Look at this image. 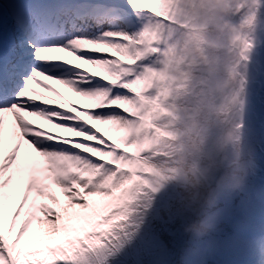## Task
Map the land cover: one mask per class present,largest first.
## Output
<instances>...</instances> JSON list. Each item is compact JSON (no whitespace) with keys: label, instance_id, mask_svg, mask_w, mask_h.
Returning <instances> with one entry per match:
<instances>
[{"label":"snow or ice","instance_id":"snow-or-ice-1","mask_svg":"<svg viewBox=\"0 0 264 264\" xmlns=\"http://www.w3.org/2000/svg\"><path fill=\"white\" fill-rule=\"evenodd\" d=\"M56 2L54 18L9 9L13 30L35 40L0 66V264H91L123 228L101 230L113 193L134 179L122 171L127 157L117 145L127 147L121 133L133 119L125 108L137 73L121 61L134 59L129 42L149 32L113 28V0ZM170 3L124 0L137 17L148 9L162 19ZM121 217L128 219L127 205Z\"/></svg>","mask_w":264,"mask_h":264},{"label":"rangeland","instance_id":"rangeland-1","mask_svg":"<svg viewBox=\"0 0 264 264\" xmlns=\"http://www.w3.org/2000/svg\"><path fill=\"white\" fill-rule=\"evenodd\" d=\"M250 1V7H245L231 19L216 14L212 16L211 10L218 7L221 0H207L210 9L203 6L200 19H206L225 31L231 26L235 27V33L239 31V35L243 36L246 13L253 8L264 9L262 0ZM113 3L118 4L120 10L115 13L116 22L110 18L113 21L111 24L122 23L121 30L129 34L144 31L149 34L142 39L137 36L135 43L129 42L134 59L121 61L128 64L129 68H135L137 73L132 81L134 88L129 89L133 92V99L125 108L133 119L128 122L127 130L121 133L127 147L124 144L117 145L123 148L127 157L122 171L134 179L113 193L109 215L115 209L125 205L128 207L136 189L144 188L163 195L168 186L174 185L180 173L178 162L156 152L154 145L159 137L182 140L185 131L180 126L192 114V106L178 100L174 88L185 80L181 67L190 60L191 50L184 22L188 17L187 6L195 8V3L190 0H171L168 19H162L148 9L137 17L124 6V0H113ZM228 3L230 0H227ZM241 43L244 57L235 67L239 78L236 91L240 88V93L245 92L239 123L245 121L243 150L248 155L245 163L236 165L234 159L237 152L232 147L229 150L226 168L235 167L218 185L210 202L211 212L203 218L204 224L220 227L223 223L228 231L223 235L192 242L200 252L197 258L193 257V262L198 264H203L207 258L219 264H264V256L249 258L245 249L249 244L260 250L261 244H264V218L250 217L255 213L253 208L261 204L264 188V19L243 36ZM165 116L173 117L177 124L169 122ZM240 171L244 173L243 181L236 188L234 185ZM126 190H131L130 195L125 194ZM205 206L203 204L202 208Z\"/></svg>","mask_w":264,"mask_h":264},{"label":"trees","instance_id":"trees-1","mask_svg":"<svg viewBox=\"0 0 264 264\" xmlns=\"http://www.w3.org/2000/svg\"><path fill=\"white\" fill-rule=\"evenodd\" d=\"M190 1L195 3L196 10L192 5L187 6L188 17L184 23L190 37L191 57L181 67L185 80L175 86L174 92L178 100L192 106V114L181 124L185 131L182 140L159 137L154 145L156 152L178 162L180 173L163 195L136 189L129 200L126 221L121 217L125 207L111 211V218L101 230L108 231L120 220L123 228L106 239V247L90 258L91 264H198L193 262V257L197 258L200 252L192 242L228 231L223 223L220 227L204 224L203 218L211 212L210 202L218 185L235 167L226 168L230 148L237 152L236 165L247 160L242 136L245 121L239 123L245 92L239 96L233 119L228 123L226 120L238 85L235 67L244 57L241 39L259 26L264 19V9L253 8L246 13L242 36L239 31L235 33V27L225 31L200 19L201 8L210 9L207 0ZM226 3L227 0H221L220 5L211 10L212 16L234 19L237 13L251 6L250 0ZM165 117L177 124L172 117ZM161 241L167 246L166 252L160 251ZM203 264L219 263L207 258Z\"/></svg>","mask_w":264,"mask_h":264},{"label":"bare ground","instance_id":"bare-ground-1","mask_svg":"<svg viewBox=\"0 0 264 264\" xmlns=\"http://www.w3.org/2000/svg\"><path fill=\"white\" fill-rule=\"evenodd\" d=\"M19 6L39 9L40 11L45 13L46 15H51L54 18L55 15L58 14V9L60 8V5L56 2V0H23V3H22V0H0V36H2V35L8 36L10 48L12 47V50L17 49L19 52H21L22 49H21V47L18 46V44H19V42L24 41L25 40L24 38H26L29 34L25 37L19 36L13 30L12 26L8 22L9 9L12 7H19ZM116 12L110 13L109 19L111 18V19L115 20L116 19V16H115ZM110 22L112 23L113 21H110ZM115 22H116V20H115ZM117 25L111 24V26L115 29H121L120 27L123 24L117 23ZM27 40H28V38H27ZM28 41H30V40H28ZM28 59H30V57H28ZM55 86L58 88L59 91H61L62 94L68 96L67 91L65 89H63L62 86H60V85H55ZM262 191H261L262 192L261 204L259 206L253 208V210H255V213H252L250 215L251 218H254V219L264 218V188ZM261 247L262 248H260V250H259V249H256L254 246L248 244L245 247V249L247 248L248 257L254 258V259L258 258V257L259 258L263 257L264 256V244H261ZM250 261L254 262L255 260L250 259ZM248 263H250V262H248Z\"/></svg>","mask_w":264,"mask_h":264},{"label":"clouds","instance_id":"clouds-1","mask_svg":"<svg viewBox=\"0 0 264 264\" xmlns=\"http://www.w3.org/2000/svg\"><path fill=\"white\" fill-rule=\"evenodd\" d=\"M243 176H244L243 171L238 172V174H237L238 178L236 179L234 187H236V188L240 187V185H241V183L243 181Z\"/></svg>","mask_w":264,"mask_h":264},{"label":"water","instance_id":"water-1","mask_svg":"<svg viewBox=\"0 0 264 264\" xmlns=\"http://www.w3.org/2000/svg\"><path fill=\"white\" fill-rule=\"evenodd\" d=\"M238 92L236 93V95H235V99H234V105H233V109H232V112H233V110L236 108V106H237V104H238V100H237V97H238ZM232 112L230 113V118L232 117Z\"/></svg>","mask_w":264,"mask_h":264}]
</instances>
